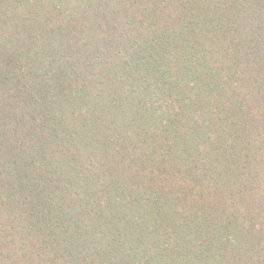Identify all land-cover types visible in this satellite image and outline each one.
Listing matches in <instances>:
<instances>
[{
  "label": "trees",
  "instance_id": "trees-1",
  "mask_svg": "<svg viewBox=\"0 0 264 264\" xmlns=\"http://www.w3.org/2000/svg\"><path fill=\"white\" fill-rule=\"evenodd\" d=\"M0 264H264V0H0Z\"/></svg>",
  "mask_w": 264,
  "mask_h": 264
}]
</instances>
